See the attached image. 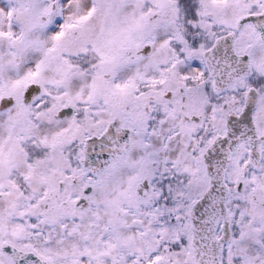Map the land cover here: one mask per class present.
Listing matches in <instances>:
<instances>
[{
    "label": "snow or ice",
    "instance_id": "obj_1",
    "mask_svg": "<svg viewBox=\"0 0 264 264\" xmlns=\"http://www.w3.org/2000/svg\"><path fill=\"white\" fill-rule=\"evenodd\" d=\"M0 264H264V0H0Z\"/></svg>",
    "mask_w": 264,
    "mask_h": 264
}]
</instances>
